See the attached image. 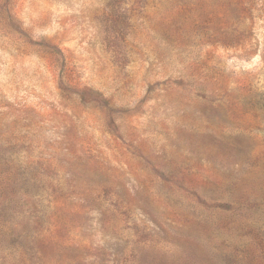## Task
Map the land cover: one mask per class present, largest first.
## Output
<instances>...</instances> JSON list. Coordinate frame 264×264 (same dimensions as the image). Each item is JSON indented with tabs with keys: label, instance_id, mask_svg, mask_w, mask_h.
<instances>
[{
	"label": "rangeland",
	"instance_id": "obj_1",
	"mask_svg": "<svg viewBox=\"0 0 264 264\" xmlns=\"http://www.w3.org/2000/svg\"><path fill=\"white\" fill-rule=\"evenodd\" d=\"M0 264H264V0H0Z\"/></svg>",
	"mask_w": 264,
	"mask_h": 264
}]
</instances>
